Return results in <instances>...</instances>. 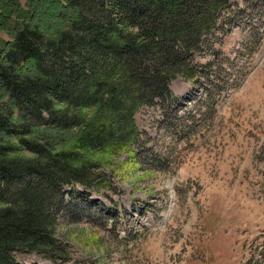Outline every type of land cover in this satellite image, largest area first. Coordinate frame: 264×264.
<instances>
[{
	"label": "trees",
	"instance_id": "obj_1",
	"mask_svg": "<svg viewBox=\"0 0 264 264\" xmlns=\"http://www.w3.org/2000/svg\"><path fill=\"white\" fill-rule=\"evenodd\" d=\"M231 1L57 0L62 8L44 27L34 20L46 17L45 1L0 0V32L9 35L0 61V264H22L21 250L53 252L52 208L62 203L77 218L75 194L88 193L75 185L99 189L90 176L98 160L76 148L130 150L142 106L166 116L183 101L175 79L211 81L212 61L200 59L218 55L232 31ZM73 131V145L57 151Z\"/></svg>",
	"mask_w": 264,
	"mask_h": 264
},
{
	"label": "rangeland",
	"instance_id": "obj_2",
	"mask_svg": "<svg viewBox=\"0 0 264 264\" xmlns=\"http://www.w3.org/2000/svg\"><path fill=\"white\" fill-rule=\"evenodd\" d=\"M43 1L46 17L34 21L48 27L62 7L35 3ZM231 2L232 31L218 55H201L212 61L211 81L175 79L171 89L183 101L166 116L142 106L140 143L130 150L109 157L76 148L110 159L93 161L99 189L75 185L88 193L75 194L77 218L62 203L53 207L54 251H17L22 264H264V0ZM8 37L0 32V61ZM75 134L56 150L72 146Z\"/></svg>",
	"mask_w": 264,
	"mask_h": 264
}]
</instances>
